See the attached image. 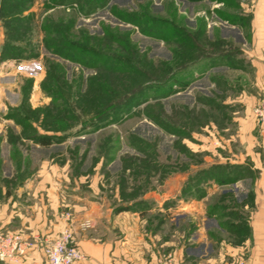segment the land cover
Here are the masks:
<instances>
[{
	"label": "rangeland",
	"instance_id": "rangeland-1",
	"mask_svg": "<svg viewBox=\"0 0 264 264\" xmlns=\"http://www.w3.org/2000/svg\"><path fill=\"white\" fill-rule=\"evenodd\" d=\"M220 1L109 0L95 7L90 0H0V174L9 176L3 187L11 192L26 178L20 173L45 164L67 165L70 191L118 200L152 222L165 218L161 228L174 236L173 208L156 214L159 197L152 193L167 191L161 204L172 207L179 177L205 174L209 153L219 160L241 109L223 77L234 67L214 57L245 55L235 50L249 44L248 15L241 13L251 0ZM241 15L245 28L233 25ZM173 76L187 84L168 90ZM223 96L232 106H222ZM39 137L51 142L40 145ZM62 208L57 219L61 211L73 218Z\"/></svg>",
	"mask_w": 264,
	"mask_h": 264
},
{
	"label": "crops",
	"instance_id": "crops-1",
	"mask_svg": "<svg viewBox=\"0 0 264 264\" xmlns=\"http://www.w3.org/2000/svg\"><path fill=\"white\" fill-rule=\"evenodd\" d=\"M246 6L249 12L241 14L248 15L245 33L250 37L249 44L235 50L245 55L231 61L230 53L216 58L226 67H234L230 76L223 75L225 86L235 90L231 99L241 107L235 110L239 114L234 116V128L228 127L233 135L223 140L219 160L210 153L202 158V168L208 170L205 174L199 170L186 178L178 176L182 182L173 194L172 207L161 204L168 198L167 191L152 193L159 197V204L158 210L154 207L151 212L173 208L170 224H174V236L163 232L165 218L152 222L144 211L120 210L118 200L114 205L94 192L70 191L67 165L57 164H45L38 172L20 173L26 178L18 180L11 192L2 185L9 176L0 174V228H11L26 240L54 238L64 225L56 218L63 207L73 214L69 225L87 257L85 264H154L157 254L169 249L175 264H264V133L250 114L264 95V0H251ZM242 17H234L237 28H245L239 22ZM229 97L227 94L231 100ZM223 102L224 107L232 106ZM229 168H237L244 175L232 182L234 189L221 188L226 183L216 181L218 177L231 178L232 173L224 171ZM213 170L220 172L215 174ZM205 182L210 186L200 190ZM241 184L244 192L238 198ZM83 221L89 226L83 228ZM36 254L37 250L29 253L21 264H29Z\"/></svg>",
	"mask_w": 264,
	"mask_h": 264
},
{
	"label": "built area",
	"instance_id": "built-area-1",
	"mask_svg": "<svg viewBox=\"0 0 264 264\" xmlns=\"http://www.w3.org/2000/svg\"><path fill=\"white\" fill-rule=\"evenodd\" d=\"M251 113L264 133V95L253 105ZM59 217L64 225L54 238L37 236L33 240H26L19 233L0 229V264H21L34 250H37V257H32L29 264H85L87 257L67 226L72 218L71 213L61 211ZM82 226L87 227V222H82ZM154 264H175L173 252L158 253Z\"/></svg>",
	"mask_w": 264,
	"mask_h": 264
},
{
	"label": "trees",
	"instance_id": "trees-1",
	"mask_svg": "<svg viewBox=\"0 0 264 264\" xmlns=\"http://www.w3.org/2000/svg\"><path fill=\"white\" fill-rule=\"evenodd\" d=\"M30 1H32V0H18V2H25V3H27V2H30ZM80 0H66V2H68V3H76V2H79ZM109 0H90V5H94L95 7H104L105 5H106V3L108 2ZM62 2V3H61ZM63 3H65V0H60V3L59 4H63ZM111 8V10H115V9H117V7L116 6H111L110 7ZM119 10V9H118ZM170 32H171V35H173V34H175V32H176V30H174V29H171L170 30ZM8 34V33H7ZM170 37V36H169ZM10 44H11V42H10ZM8 46V45H7ZM12 46V45H11ZM56 51H58V49L56 50ZM55 51V52H56ZM225 55L226 56H228V54H222V55H220L219 53L218 54H216L215 55V57H214V60H216V58H224L225 57ZM68 58H69V56H68ZM200 60V59H199ZM198 60V61H199ZM214 63V62H213ZM171 79L172 80H170V85H169V88L170 89H168V90H173V88H175L176 86L178 87V86H180V87H184L186 84H187V82H184L180 77H171ZM176 135V137L178 138V136L180 137V136H183L184 134H183V132L182 133H175ZM37 142L40 144V145H43V146H45V145H49V143L51 142L49 139H47V138H45V137H39L38 139H37ZM185 168V167H184ZM184 168H182V169H184ZM208 170H206V172H207ZM166 175V174H165ZM236 180V177L235 176H231V178H229V179H227V178H225V177H218V178H216V181L217 182H219V183H226V184H228V183H232V182H234ZM135 199V198H134ZM120 208V207H119ZM129 208V206H125V205H123V206H121V208H120V210H122V209H128Z\"/></svg>",
	"mask_w": 264,
	"mask_h": 264
}]
</instances>
